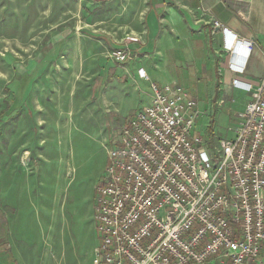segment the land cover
<instances>
[{
  "label": "rangeland",
  "instance_id": "rangeland-1",
  "mask_svg": "<svg viewBox=\"0 0 264 264\" xmlns=\"http://www.w3.org/2000/svg\"><path fill=\"white\" fill-rule=\"evenodd\" d=\"M141 4L0 0V112L30 75L20 107L0 121V256L31 253L33 264H96L95 190L107 149L126 120L113 123V111L123 105L113 95L131 93L127 71L120 87L111 84L123 64L111 52L137 33ZM105 93L108 106L101 101ZM199 120L194 131L207 136ZM233 126L212 133L231 138Z\"/></svg>",
  "mask_w": 264,
  "mask_h": 264
},
{
  "label": "built area",
  "instance_id": "built-area-1",
  "mask_svg": "<svg viewBox=\"0 0 264 264\" xmlns=\"http://www.w3.org/2000/svg\"><path fill=\"white\" fill-rule=\"evenodd\" d=\"M230 53L253 42L228 32ZM139 41L138 35L128 37ZM117 62L128 48L111 52ZM234 72L244 66L230 63ZM149 80V76L140 73ZM251 94L231 138L201 136L195 98L177 84L151 83V99L121 124L107 149L95 190L99 237L96 264H260L264 252V76Z\"/></svg>",
  "mask_w": 264,
  "mask_h": 264
},
{
  "label": "crops",
  "instance_id": "crops-1",
  "mask_svg": "<svg viewBox=\"0 0 264 264\" xmlns=\"http://www.w3.org/2000/svg\"><path fill=\"white\" fill-rule=\"evenodd\" d=\"M140 1L137 17L143 21L137 23L134 34L139 36V41L115 44L116 49L128 48L132 58L118 65L111 84L120 87L119 76L127 71L131 93L126 96L117 91L113 95V100L123 105L113 111L112 122L122 123L148 104L151 83L161 87L177 84L188 90L197 101L202 113L199 121L208 128V135H213L216 127L236 121L251 94L243 87L234 86L232 80L238 78L256 85L264 76V0ZM215 21L240 39L251 40V52L245 47L233 54L225 50L222 29L214 26ZM230 63L244 66L243 72L231 70ZM142 72L151 73L148 81L139 76ZM110 100L108 93L101 95L105 106ZM14 261L33 264L32 254L22 257L11 252L0 256V264ZM259 261L264 264V252H260ZM209 264L218 262L211 260Z\"/></svg>",
  "mask_w": 264,
  "mask_h": 264
},
{
  "label": "trees",
  "instance_id": "trees-1",
  "mask_svg": "<svg viewBox=\"0 0 264 264\" xmlns=\"http://www.w3.org/2000/svg\"><path fill=\"white\" fill-rule=\"evenodd\" d=\"M30 81V75H25L19 80V84L17 86V91L15 90V94H17L16 98L13 100H7L6 107L3 111L0 112V121H3L5 116H9L13 111L20 107V97Z\"/></svg>",
  "mask_w": 264,
  "mask_h": 264
}]
</instances>
